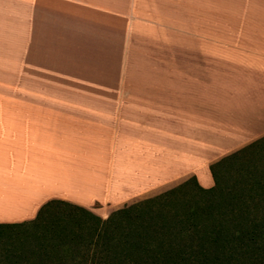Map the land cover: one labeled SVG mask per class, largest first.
I'll return each instance as SVG.
<instances>
[{
  "label": "crops",
  "instance_id": "1",
  "mask_svg": "<svg viewBox=\"0 0 264 264\" xmlns=\"http://www.w3.org/2000/svg\"><path fill=\"white\" fill-rule=\"evenodd\" d=\"M3 7L49 30L24 82ZM39 75L95 99H18ZM262 137L264 0H0V227L55 201L106 219L180 179L209 189L212 164Z\"/></svg>",
  "mask_w": 264,
  "mask_h": 264
},
{
  "label": "trees",
  "instance_id": "2",
  "mask_svg": "<svg viewBox=\"0 0 264 264\" xmlns=\"http://www.w3.org/2000/svg\"><path fill=\"white\" fill-rule=\"evenodd\" d=\"M210 173L209 189L192 177L106 219L64 202L48 203L33 222L0 227L2 261L264 264V137L212 164ZM53 204L69 205L81 216L29 232Z\"/></svg>",
  "mask_w": 264,
  "mask_h": 264
},
{
  "label": "rangeland",
  "instance_id": "3",
  "mask_svg": "<svg viewBox=\"0 0 264 264\" xmlns=\"http://www.w3.org/2000/svg\"><path fill=\"white\" fill-rule=\"evenodd\" d=\"M17 11H18L17 9L15 8L13 9L12 7L10 8L3 7L2 20H1L2 39H3L2 51L3 53H6L8 55L12 54V56H8V57H11L12 59L11 63H13L16 60L14 68L15 70H18V76L14 77L17 79L13 78V80H17V82L20 83L22 79L23 80L25 79V81L27 80L25 75L23 77L21 76V73L26 72V66L27 64L28 65L30 64L29 59L31 58L32 51L33 53L40 52L42 54V51L45 48L42 45L32 46L33 43H37L36 42L37 37L39 38V41L41 39H44V37H49V30L41 31L40 27L37 28L35 25H25L24 18L26 17H24L23 19H20V14ZM52 64L55 65L54 63H51V65ZM35 73H36V70H35ZM29 75H30V70H29ZM49 77H47L48 79L47 81V79L45 78L43 79L41 75H39V77L35 76L33 79L34 92L33 94L30 95V99H29V94L27 97L25 93H18L17 98L22 99V100H32L35 102L37 101L39 102H43V101L45 102L46 101L47 102L48 101L49 102H52V101H85V100H91L93 98L95 99V96L88 94V93H78V94L72 93L71 91L72 89L68 87H72L73 85H70L68 82L63 81V80L61 81L62 86L64 83L66 84V87L61 88L58 86L59 79L55 77H50V78ZM114 97L115 98L113 99H118V100L121 99V95H114ZM210 138L211 137H209V139ZM182 182L183 181L180 179L178 182L172 183L171 185H168V186H164L160 191H157L156 193H154V195L156 194L157 196V194L159 193L162 194L166 192L167 190L181 184ZM152 196H148L146 197V199ZM95 208L99 209V211L101 209L102 211L100 213H102V215L104 213L105 214L108 213V210L106 212L104 211L106 207H102L101 205H96ZM80 214L81 212L73 209L69 205L53 204L41 213L40 219L35 222L36 224L29 226L30 228L29 232L35 233L38 230L46 229V226L49 224L59 225L61 224L62 221H66L71 218H77L81 216ZM95 215L98 216L100 214H95Z\"/></svg>",
  "mask_w": 264,
  "mask_h": 264
},
{
  "label": "bare ground",
  "instance_id": "4",
  "mask_svg": "<svg viewBox=\"0 0 264 264\" xmlns=\"http://www.w3.org/2000/svg\"><path fill=\"white\" fill-rule=\"evenodd\" d=\"M104 211L106 212V210H104ZM103 215H104V217H105L106 214L104 213Z\"/></svg>",
  "mask_w": 264,
  "mask_h": 264
}]
</instances>
